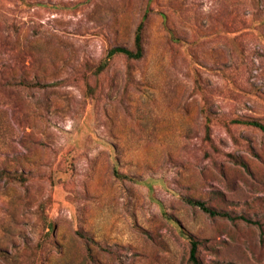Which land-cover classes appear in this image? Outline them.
<instances>
[{"label":"rangeland","instance_id":"1","mask_svg":"<svg viewBox=\"0 0 264 264\" xmlns=\"http://www.w3.org/2000/svg\"><path fill=\"white\" fill-rule=\"evenodd\" d=\"M237 119L264 125V0H0V264H264Z\"/></svg>","mask_w":264,"mask_h":264},{"label":"trees","instance_id":"2","mask_svg":"<svg viewBox=\"0 0 264 264\" xmlns=\"http://www.w3.org/2000/svg\"><path fill=\"white\" fill-rule=\"evenodd\" d=\"M145 18H146V14H144L142 16V19H141L140 23L138 24V26L136 28L135 37H134V48L132 50H130L128 48H125V47H120V46L111 48L107 52V57L108 58L111 59L112 57H114L116 55L117 56L118 55H123L127 59L138 60V59H140L142 57V54H143L142 29H143V23H144ZM107 62L108 61L102 62L96 68L95 74L101 73L106 68ZM234 123L248 125V126L257 128L262 133H264V125L261 122H259V121L237 119V120H234ZM206 136H207V138H209L208 129H207ZM194 205L198 206L203 212L207 213L211 217L221 216V217L227 218V219H229L231 221L238 220V219L247 221V219H244L243 217L231 216L228 213L216 211V210H214L212 208L207 207L204 203H202L200 201H195ZM197 248H198V242L196 240L190 241V250H189V259H188L190 264H203L200 261V259L198 258Z\"/></svg>","mask_w":264,"mask_h":264}]
</instances>
